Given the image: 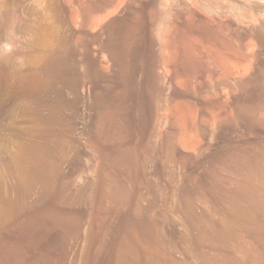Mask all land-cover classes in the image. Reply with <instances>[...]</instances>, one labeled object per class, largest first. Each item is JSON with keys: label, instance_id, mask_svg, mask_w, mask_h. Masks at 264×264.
<instances>
[{"label": "rangeland", "instance_id": "374dc122", "mask_svg": "<svg viewBox=\"0 0 264 264\" xmlns=\"http://www.w3.org/2000/svg\"><path fill=\"white\" fill-rule=\"evenodd\" d=\"M78 1L75 3L79 4ZM157 1L160 5L161 1ZM206 1L212 2L209 10L214 7L217 11L219 5L220 10L224 8L223 15L228 13V19L225 21L220 10V13L213 12L212 15L219 14L216 18L221 22L225 19L226 23L205 29L216 32V37L223 30L222 38L218 36L220 41L227 40L228 45L231 44L230 51H236L239 56L244 54L242 46L248 37L257 43L255 51L258 50L251 81L254 84L243 82L239 89H233L240 93L235 91L232 96L237 94L228 104L229 110L235 111L232 120L227 115L228 106L225 114L212 108L220 119L213 118V110L207 102L219 87L214 85L217 82L211 73L203 71V77H199L201 82L191 75L185 77L188 88L193 89L192 93L188 90L193 98H188L190 103L187 102L183 112L188 113L190 105V109L198 110L205 120L199 119L197 131L192 124L186 126L190 134L184 136L188 141H195V146L185 147L180 142L183 134L180 123L160 118L165 109L163 100L155 109L151 120L154 123L148 121L142 123V127L137 124L141 132L128 136L106 118L107 103L103 101L102 89L109 84L107 81L97 84L92 76L85 78L71 72L65 73L68 76L63 75L64 72L50 75L39 72L38 75L37 70L34 73L33 69L22 68L37 63L33 61L36 54L29 52L28 56L27 53L17 55L6 64L15 69L0 68V232L6 234V238L27 236L29 241L38 242L37 246L30 244L35 250L43 251L51 264H264V168H261L264 167V33L259 32L264 28H257L260 35L255 30L258 37L255 39L253 33L251 39V34L239 25L240 29L237 19L239 12H256L257 5L260 6L257 1L262 2L260 7H263L264 0ZM170 2L171 13L175 12L172 22L177 23L176 17H182L184 14L180 13L183 10L185 13L186 8L180 0ZM229 3H233L232 6ZM228 5L230 9L238 5V10H244L233 12L235 17ZM225 8L229 11H224ZM209 12L205 11L206 15ZM216 18L215 23H220ZM159 21L160 18L153 29L158 27ZM228 21L233 22L230 23L233 27ZM156 30L152 31L154 40L159 39ZM198 35L201 37H196L203 41L209 39L210 33L207 37L205 34L206 38ZM227 43H223L225 47ZM11 46L14 45L5 43L0 51L5 53ZM177 77L172 74V83ZM105 82L108 84L103 86ZM99 84L101 87L97 86ZM245 85L252 88L248 86L246 92ZM160 87L159 95L163 97L168 89ZM196 90L200 91L196 93ZM247 98L251 99V110L254 108L251 123L248 116H244L247 115L244 110L248 107L244 103ZM203 99L205 104L201 103ZM197 132L201 136H197ZM192 133H196L195 137ZM63 221L68 228L61 225V222L65 224ZM29 222L33 227L41 223V227L38 225L41 229L36 226L32 233ZM24 223H27L25 229L17 231ZM38 229L43 236L40 241ZM33 237L38 238L37 241H33Z\"/></svg>", "mask_w": 264, "mask_h": 264}, {"label": "bare ground", "instance_id": "6f19581e", "mask_svg": "<svg viewBox=\"0 0 264 264\" xmlns=\"http://www.w3.org/2000/svg\"><path fill=\"white\" fill-rule=\"evenodd\" d=\"M160 1L161 3L160 5H158L157 0H79L78 1L79 4L75 3L77 2V0L76 1L75 0H0V49H2L5 43L14 45L13 47L11 46L12 47L11 50L5 53H2L0 51V68L13 70L15 69L14 66L13 67L10 65L7 66L6 64L7 63L10 64V61L14 59L15 56L23 54V53H27V56H28L29 53H34L36 54L37 59L33 55L31 54L30 55L34 57L33 61L37 63L32 64L31 66L30 64H28L27 65L28 67L22 66V68H25L28 70L33 69L34 73L38 72L37 73L38 75H39V72L44 73V74L49 73V75L52 72H55V73L57 72V74L58 72H64L63 75H65L66 72L67 73L71 72V74L75 73L79 76L82 75L84 77L92 76L94 77V80L97 84L102 83L103 80L107 81L109 84L106 82L105 84L103 83L104 84L103 86L108 84L105 87V89L103 90L101 88L106 96L104 97V93L102 92L103 93L102 97L104 98L103 101L106 100V103H107L106 118L107 120L111 122V124L119 126L122 129V133L126 135L130 133L137 134L139 131L141 132V129H139L137 124L139 125L141 124V127H142V123L153 120L154 115H155V109L160 107L159 106L160 100H163L162 104L165 106V109L162 113H160V118L163 120H168V121L175 120L178 122L177 125L180 123L181 125L179 126L180 131L182 130L181 133H183L181 135L182 139H180V142H182V145L185 147L186 145H188L189 147L195 146L196 144L195 141H188L185 138L187 136H184L185 133L189 132L187 131L189 127L187 128L186 126L188 124H192L193 127L196 129L197 123L199 122L200 118L201 119L203 118V115L202 117H200L198 113L199 111L190 109V107H192L190 105H189L190 107L188 106L187 108L188 113L183 112L185 111V107H187V102L189 101L188 98L192 97L191 93L193 90V89L191 90L188 88L189 86L186 84V82L188 81L187 78H190L191 76H193L195 80L198 79L196 81L201 82L202 80L200 81L199 77L202 76V74L205 71H206L205 72L206 74L211 73L212 78L217 82L214 85H218L219 88L217 89L216 86H213L214 87L213 89H215L216 87L217 91L215 92L214 90L215 93L213 92L214 94L210 95L212 96L211 98L210 96H208L210 99L207 97V94H208L207 92L206 97L209 100L208 102L207 101L206 102L209 103L211 109L215 108L219 112L224 111V114H225V108H227L229 102H232L231 98L232 97L234 98V96L237 94L236 93L235 95L232 96V94H234L235 91L237 90L236 89L235 91H233V89H235L236 87L239 89L240 84L241 83L243 84V82L244 84L252 83L251 81L253 80V76L255 72L254 64H255V59H256V54H257L256 51L258 50L257 49L255 51V48H256L255 44L257 43L250 40L248 37V39L246 38L247 39L246 43L243 44L242 43L243 39H241L240 42L243 44L242 47L244 50V54L242 56H239L236 51H233V50L230 51L231 48L229 45L231 44L228 45V43L226 42L227 40L225 42L222 41L223 43H227L228 45L226 46L227 48L220 41V38H222L220 35H222L221 33H223L222 27L225 24H223L222 27L219 25L220 26L219 28H222L220 35L218 34L220 38L218 36H217L218 38L216 37L217 35L216 32H214V34H216L214 36L211 30L209 31L207 30V28H214V27H209V26H213L215 24V27H216V24H221L225 20V19L224 20L221 19L223 20L222 22L220 21V19L218 20L216 17L219 14L218 15L216 14L217 16L215 17V13L221 9V6L217 2H216L217 4L215 5V7L219 5L220 9L217 11L216 10L214 11L213 10L214 7L213 8L211 7L212 8L211 10H209L210 8H208L211 6L209 4H211L212 2H207L206 0H180L182 4L184 5V8H186L185 9L186 14L183 12L184 8L182 9L183 11H181V13L179 11L181 15L184 14L185 16L182 15L183 18L176 17L177 18L176 21H178L177 23H179V25H177L175 21L172 22V18H173L172 16L175 17L174 15L175 12L173 14L171 13L170 0H160ZM227 2H229V0ZM244 2H247V1H244ZM257 3L258 4L260 3V6L262 5L261 4L262 2L257 1ZM229 4L232 6L233 3H229ZM230 5H228L227 8H229L231 13L234 12L237 14L238 12H235V11L244 10V9L238 10L237 9L238 5H237L236 6L237 10L234 9L235 7L234 8L231 7V9L234 10L232 11L230 9ZM158 6H160L159 10H158ZM260 6L257 5V7H259L257 10L255 9V5H254V10H257L256 12L255 11L254 12L253 11H242L241 13L239 12V14H237V16L239 17L237 19L240 22V24L238 22V26L240 25L242 27V30L244 28L245 29L244 32H247V34L249 33L248 35L251 34L250 36L251 39H252L253 33L255 37L257 36L255 34V30L257 28L260 30L264 28V6L263 7H260ZM227 8H225L224 11H227L228 10ZM207 9L211 11V13ZM223 9L224 8H222V10ZM80 10L82 13L80 12ZM205 11L209 12V14L206 15ZM220 11L218 13H220ZM213 12H215L214 15H212ZM177 15L178 13L176 14V16ZM222 15H223V11H222ZM230 15L231 14H229V16ZM212 16H214V18H212ZM227 16H228V13H227ZM227 16H224L226 18L225 21H227L228 19ZM220 17L222 18L221 15ZM159 18H160V21L158 23V27H156V29L158 30L157 31L156 29H153V28L157 24V20ZM215 18L220 23H217V22L215 23V20H213ZM235 19L231 18V20L233 21ZM182 20H185L186 23L184 24L186 25L182 23L184 22ZM225 21L224 23H226ZM173 23L176 24L177 26L176 25L173 26ZM227 23H229V21ZM230 23L232 24L233 22H230ZM236 23L237 21H235V24ZM206 26L208 27L205 29ZM231 27H233V25ZM216 28H218V26ZM153 30H156L157 32L156 34H159V36L161 37L160 38L157 35V37L159 38L158 40L156 39L157 41L153 39L155 38L154 37L155 33L152 32ZM215 30L216 29L212 31H215ZM219 31L220 30H218L217 32L219 33ZM263 31L262 32L259 31V32L264 33ZM199 33L201 35H203L202 33H204L203 37L205 36V34H207L206 35L207 37L208 34L210 33V35L208 36L209 39L207 40L204 39L205 42H203L204 40L202 41L203 39L202 38L200 41L199 37L201 36L198 35ZM247 34H246V37H247ZM225 35H226V32H225ZM196 36H199V37H196ZM257 37L255 39H257ZM260 41L262 42V40ZM16 43L17 44L20 43L21 46L18 47ZM15 44L17 46H15ZM235 50L237 49L235 48ZM234 52H236L237 56L234 54ZM22 64L23 62H21V65ZM24 64L26 65V63ZM208 68H212L211 70H208L210 72H207ZM35 70H37V72H35ZM172 72L174 73V75L176 74V76H178L176 78L177 81L176 82L173 81V83H172V79H173ZM185 77H187L186 80H184ZM204 77H205V74H204ZM212 78L210 79L213 80ZM195 80L191 81L190 83L191 88H192V85H194L192 84V82L195 83ZM96 83L93 86L95 88H96ZM78 86H80V84ZM97 86H100V84ZM160 86H163L164 88L166 86L168 89V93H166L163 97L159 95L160 94L159 90L161 88ZM248 86L249 85H247V87ZM247 87H246V92H248L247 90L249 88H252L249 86V88L247 89ZM188 90H191V93L188 92ZM200 90H203V89L200 88ZM198 91L196 90V93ZM261 91L263 90H260V92ZM236 92H239V91H236ZM250 92L252 93V91ZM251 93H248V95H252ZM262 93H264V91ZM255 96L260 98L259 97L260 95L259 96L255 95ZM247 97H250V96H247ZM247 99L248 100L246 102L244 101V103H247L246 106L248 105L247 109H244L246 110V112L245 111L244 112L247 115H244V114L243 115L245 117L248 116V118L247 117L246 118L249 119L248 120L249 122L250 120L251 122H253L254 120L252 121L253 118H252L251 112L254 108L251 110V105L249 104L251 99L250 100L249 98ZM204 100L205 99H203L202 101L204 102ZM203 102L201 103L205 104V102L204 103ZM188 103H190V101ZM239 104L241 103L239 102ZM206 106L204 108H206ZM234 106H237V105H234ZM202 107L201 109H203ZM243 107L244 106H242V108ZM215 109H212L213 118H217L219 116V114H215V111H214ZM227 109L229 110L230 106H228ZM229 112L228 113L226 112V113L227 115L231 116L230 118L232 120V113L235 111L233 110L232 112L229 110ZM227 115L225 116V118L229 117ZM235 116L236 118L238 117L237 115ZM218 118L220 119V117ZM233 118L235 119V117ZM120 119L122 120V122L120 121ZM218 120L216 119V121ZM225 120L226 119H224V121ZM239 120H241L240 117H239ZM216 121H215V124H216ZM263 127H264V123H263ZM237 130H241V128L240 129L238 128ZM161 135H164V134L161 133ZM199 135L200 133H198L197 136ZM261 168H264V167H261ZM249 169H252V167ZM246 170L248 171V168ZM254 170L256 169L254 168ZM42 216L40 215V217ZM42 218H38V219H42ZM54 220L58 222V217H55ZM42 222L44 223V221ZM29 223H28V226L31 225L30 227L32 228V233L35 232L34 228L39 227L38 225H40L41 227V223L39 224L37 222L38 224L35 225V227H33L34 225L32 226L33 223H31L30 225ZM64 223L65 224L61 222V225H64L63 227H65L66 225V222ZM26 224L24 225V227L21 226V230H19L20 229L19 228L17 231L21 232L22 228L25 229ZM59 224L60 223H58V225ZM10 227H12V225ZM13 227L16 228V225L14 224ZM4 228L5 227H3L2 231L4 230ZM14 228L12 231H14ZM66 228H68V225H66ZM40 229L37 230L38 234L41 232ZM12 231L10 230L11 237H12V233H11ZM39 235L41 236V234ZM38 238L35 237L33 241H37ZM42 238L43 236H41L38 241H40V239ZM30 243L31 244L33 243V245H36L38 242L37 243L35 242L36 243L35 244L34 242H31V240L29 241V238L27 236H21L19 238H13V237L6 238V234L0 232V264H51L53 263L46 259L43 251L35 250L36 247L33 248ZM39 248H40V245H39ZM50 260L53 261V258Z\"/></svg>", "mask_w": 264, "mask_h": 264}]
</instances>
